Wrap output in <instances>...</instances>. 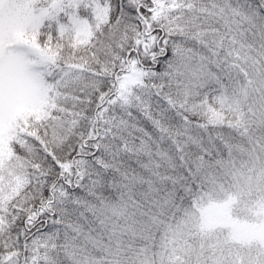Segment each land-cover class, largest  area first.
<instances>
[{"label":"snow or ice","instance_id":"6c2138e0","mask_svg":"<svg viewBox=\"0 0 264 264\" xmlns=\"http://www.w3.org/2000/svg\"><path fill=\"white\" fill-rule=\"evenodd\" d=\"M0 264H264V0H0Z\"/></svg>","mask_w":264,"mask_h":264}]
</instances>
